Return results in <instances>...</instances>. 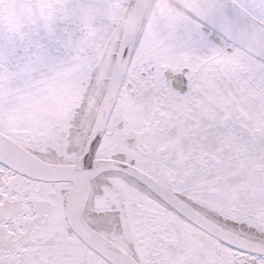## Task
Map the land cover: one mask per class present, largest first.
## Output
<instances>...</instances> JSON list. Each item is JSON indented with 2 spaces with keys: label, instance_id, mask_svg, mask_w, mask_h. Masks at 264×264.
<instances>
[{
  "label": "snow or ice",
  "instance_id": "obj_1",
  "mask_svg": "<svg viewBox=\"0 0 264 264\" xmlns=\"http://www.w3.org/2000/svg\"><path fill=\"white\" fill-rule=\"evenodd\" d=\"M0 264H264V0H0Z\"/></svg>",
  "mask_w": 264,
  "mask_h": 264
}]
</instances>
